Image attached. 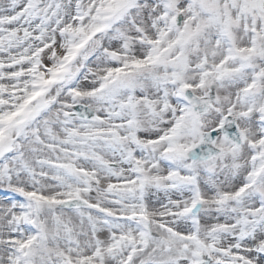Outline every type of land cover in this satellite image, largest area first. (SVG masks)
Here are the masks:
<instances>
[{"label": "snow or ice", "instance_id": "1", "mask_svg": "<svg viewBox=\"0 0 264 264\" xmlns=\"http://www.w3.org/2000/svg\"><path fill=\"white\" fill-rule=\"evenodd\" d=\"M0 264H264V0H0Z\"/></svg>", "mask_w": 264, "mask_h": 264}]
</instances>
